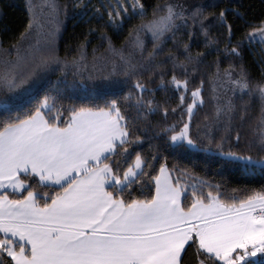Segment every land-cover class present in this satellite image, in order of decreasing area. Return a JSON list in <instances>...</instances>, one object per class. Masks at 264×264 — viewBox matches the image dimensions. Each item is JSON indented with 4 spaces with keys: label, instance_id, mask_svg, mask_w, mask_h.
Returning a JSON list of instances; mask_svg holds the SVG:
<instances>
[{
    "label": "snow or ice",
    "instance_id": "6c2138e0",
    "mask_svg": "<svg viewBox=\"0 0 264 264\" xmlns=\"http://www.w3.org/2000/svg\"><path fill=\"white\" fill-rule=\"evenodd\" d=\"M132 3L139 6L143 16L140 0ZM202 12L201 6L185 16L176 6L166 4L163 15L129 34V43L142 51L144 42L140 35L149 33L154 42L147 57L151 61L157 55L161 38L177 27L176 20L184 21L185 27L189 19L199 22L207 37L208 29L198 19ZM108 15L114 24L121 12ZM218 23L226 24L225 10L219 12ZM227 27L230 37L231 26ZM257 31L264 41V24ZM254 38L250 33L249 39ZM214 43L209 39L206 46ZM184 49L188 53L185 59L192 62L187 44ZM112 51L120 63H113L104 79L136 76L137 68L131 60L122 51ZM231 54L239 56L238 47H232ZM42 63L46 65L48 61ZM19 65L17 61L0 71V86L14 91L27 82L29 77L17 78ZM225 75L233 90L248 91L245 76L233 79L230 73ZM171 84L176 90L187 91V79L180 80L173 74ZM134 87L137 92L145 91L139 78ZM256 91L264 101V85H257ZM191 95L193 102L185 109L188 122L178 132L175 127L164 130L176 132L169 138L172 145L186 143L189 148L196 147L190 123L197 102L202 106L203 100L200 88ZM180 99L183 104V94ZM141 103L137 97V107ZM0 107L8 108L9 102L0 101ZM54 107V97L45 95L25 117L9 112L0 119V264H180L186 247L195 249L199 264H264V192L227 201L218 191L214 195L210 190L205 196L193 185L191 206L185 208V192L162 165L160 174L152 177L153 197L123 199L126 191L147 175L144 169L150 166L140 153L126 169L121 163L128 145L134 142L130 125L135 122L122 114L115 99L97 109H69L70 119L64 126L56 122L59 115L51 118ZM147 107L149 112L155 111L151 100ZM226 111H232L230 103L217 106L215 118L218 120ZM206 135L211 142V135ZM235 139L239 142V134ZM139 140L137 136L135 141ZM259 148L264 151V131L259 135ZM219 155L246 171L257 165L264 167V158L254 160L251 155L234 151H221Z\"/></svg>",
    "mask_w": 264,
    "mask_h": 264
},
{
    "label": "trees",
    "instance_id": "16d2710c",
    "mask_svg": "<svg viewBox=\"0 0 264 264\" xmlns=\"http://www.w3.org/2000/svg\"><path fill=\"white\" fill-rule=\"evenodd\" d=\"M140 4L143 16L132 0H53L47 24L38 22L36 26L27 0H0V71L17 61L35 70L27 79L30 90L25 94L14 95L0 86V101L9 102L8 108L0 107V119L6 118L9 112L25 117L49 95L54 97L55 104L50 116L59 115L56 122L64 126L70 119L69 109L81 106L97 109L115 99L122 114L135 122L130 125L134 142L128 145L121 161L123 167L126 169L134 162L137 153L150 165L144 169L147 175L127 190L123 199L153 197L155 180L152 177L158 175L162 165L168 169L171 180L178 181L185 192L182 196L185 208L191 206L193 185L205 196L210 190L214 195L218 191L227 201L264 192V167L257 165L246 171L219 155L221 151H234L251 155L254 160L264 158V151L259 148V135L264 131L261 125L264 101L256 91L257 85H264V43L256 39L257 30L264 24V0H140ZM166 4L176 6L185 16L202 6L198 19L203 20L208 36L202 34L199 22L189 19L185 27L184 21L176 20L177 27L161 38L157 55L149 61L147 57L154 49L151 35L141 33L144 42L141 51L131 47L129 34L163 15ZM221 10L226 11L225 25L218 23ZM115 11H120L121 17L113 24L108 14ZM227 25L231 26L230 37ZM250 33L255 36L253 40L249 39ZM209 39L216 43L206 46ZM186 44L192 62L185 59ZM232 47H238L239 56L231 54ZM112 49L122 51L131 60L137 68L136 76L104 79L113 63H120ZM45 60L46 65L42 63ZM174 64L183 66L174 67ZM226 73L233 79L245 76L248 91L233 90ZM173 74L180 80H188L187 91L175 89L171 84ZM137 78L145 86L143 93L134 87ZM197 88L201 90L203 105L197 102L190 123L196 147L189 148L186 143L172 145L169 138L188 122L185 109L193 102L191 93ZM125 96L130 99L124 100ZM137 97L142 99L139 107ZM149 100L153 102L154 112H149ZM229 103L232 111H226L217 120L216 107ZM138 112L142 115L138 116ZM173 127L176 132L164 131ZM206 133L211 135V142ZM237 134L239 142L235 139ZM137 136L139 141H135ZM249 145L253 147L250 149ZM180 264H199L193 247H186Z\"/></svg>",
    "mask_w": 264,
    "mask_h": 264
},
{
    "label": "rangeland",
    "instance_id": "374dc122",
    "mask_svg": "<svg viewBox=\"0 0 264 264\" xmlns=\"http://www.w3.org/2000/svg\"><path fill=\"white\" fill-rule=\"evenodd\" d=\"M28 4L31 7V17H32V21L34 23V25L37 26V23L39 22L40 24H47V19L49 14L52 12L51 10V5H52V1L53 0H27ZM50 7V12H47L49 10ZM256 35L258 36L259 41H261L262 43H264V41L261 40L260 38V33L256 32ZM27 66L20 64L19 65V69L17 70V78H21V77H29L28 79H30V77H32V75L35 74V70H32V68H26ZM31 86V85H30ZM6 91L7 88L5 89ZM29 84L28 81L23 84L22 86L18 87L17 89H15L14 91H8L11 94H25L27 91H29ZM183 127V126H182ZM176 134V133H175Z\"/></svg>",
    "mask_w": 264,
    "mask_h": 264
},
{
    "label": "crops",
    "instance_id": "0c3cea01",
    "mask_svg": "<svg viewBox=\"0 0 264 264\" xmlns=\"http://www.w3.org/2000/svg\"><path fill=\"white\" fill-rule=\"evenodd\" d=\"M160 174V171L158 172V175ZM154 183H155V181H154ZM154 195H155V189H154Z\"/></svg>",
    "mask_w": 264,
    "mask_h": 264
}]
</instances>
